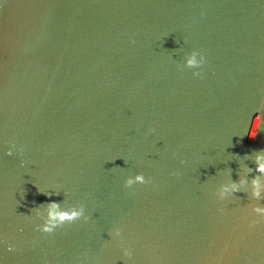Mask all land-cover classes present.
I'll return each mask as SVG.
<instances>
[{
    "label": "water",
    "instance_id": "95a60500",
    "mask_svg": "<svg viewBox=\"0 0 264 264\" xmlns=\"http://www.w3.org/2000/svg\"><path fill=\"white\" fill-rule=\"evenodd\" d=\"M259 151L264 0H0V264H264Z\"/></svg>",
    "mask_w": 264,
    "mask_h": 264
},
{
    "label": "clouds",
    "instance_id": "9594fccd",
    "mask_svg": "<svg viewBox=\"0 0 264 264\" xmlns=\"http://www.w3.org/2000/svg\"><path fill=\"white\" fill-rule=\"evenodd\" d=\"M202 63L203 57L198 56V53L195 51L187 54L183 60V66L188 69H197ZM193 76H199V72H193ZM260 124L261 115L259 112H257L256 115L251 119L250 125L248 127V138L250 140L255 137ZM9 154H11V152H9ZM252 159L254 167L251 169V171L255 172L256 175L251 180L247 181L249 199L254 202L250 212L252 215L264 219V206L259 204L261 200H264V151L257 152ZM143 183H145L144 177L137 174L127 178L124 181V187L127 188L133 184ZM244 184L245 181L240 180L237 183L222 185L217 192L218 199L223 200L227 198L232 193H235ZM44 194L46 196L49 195V193ZM34 214L41 221L38 226V230L45 234L52 233L54 229L65 222L71 223L82 218L86 219V217H84V209L82 206L69 207L64 210L61 209L55 202H48L43 208L34 209ZM119 235V229H114L112 232V237H119ZM122 255L123 257L128 258L130 257L131 253L125 248L122 250Z\"/></svg>",
    "mask_w": 264,
    "mask_h": 264
}]
</instances>
